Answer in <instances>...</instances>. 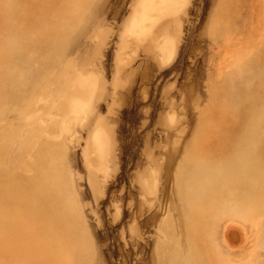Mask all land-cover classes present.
Listing matches in <instances>:
<instances>
[{
	"label": "rangeland",
	"instance_id": "obj_1",
	"mask_svg": "<svg viewBox=\"0 0 264 264\" xmlns=\"http://www.w3.org/2000/svg\"><path fill=\"white\" fill-rule=\"evenodd\" d=\"M0 264H264V0H0Z\"/></svg>",
	"mask_w": 264,
	"mask_h": 264
},
{
	"label": "bare ground",
	"instance_id": "obj_2",
	"mask_svg": "<svg viewBox=\"0 0 264 264\" xmlns=\"http://www.w3.org/2000/svg\"><path fill=\"white\" fill-rule=\"evenodd\" d=\"M204 192L206 193V195H208V193H209V192H208V186L205 187Z\"/></svg>",
	"mask_w": 264,
	"mask_h": 264
}]
</instances>
